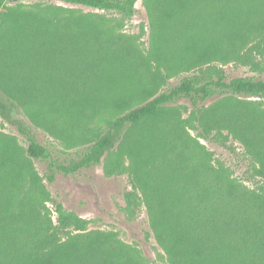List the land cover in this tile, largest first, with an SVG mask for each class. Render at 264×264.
<instances>
[{"label": "trees", "instance_id": "obj_1", "mask_svg": "<svg viewBox=\"0 0 264 264\" xmlns=\"http://www.w3.org/2000/svg\"><path fill=\"white\" fill-rule=\"evenodd\" d=\"M60 1L132 16L138 0ZM24 5L10 8L0 0V118L28 142L22 150L15 137L0 131V264H142L131 250L98 234L60 241L69 229L86 230L89 220L62 203L55 207L56 224L42 211L39 195L45 192L31 158L47 160L50 151L20 116L27 107L35 125L52 134L76 121L81 130L70 133L69 141L88 143L77 158L49 160L48 181L58 171L69 175L102 161L108 176L128 172L133 189L124 193L125 211L134 218L145 204L172 264H264V182L260 191L241 188L222 164H210L209 152L187 129H216L217 139L227 129L264 178V108L235 101L206 113L204 104L226 94L264 99V80L227 79L221 67H199L111 119L94 138L95 131L80 124L86 110L123 111L136 97L125 92L143 88L136 87L133 50L119 46L96 20L64 14L60 7L30 12ZM154 10V18L164 20L163 43L185 40L186 50L201 59L226 51L253 70L264 67V0H162ZM181 99L193 106L189 119L195 122L185 124L170 107Z\"/></svg>", "mask_w": 264, "mask_h": 264}, {"label": "rangeland", "instance_id": "obj_2", "mask_svg": "<svg viewBox=\"0 0 264 264\" xmlns=\"http://www.w3.org/2000/svg\"><path fill=\"white\" fill-rule=\"evenodd\" d=\"M158 1L162 0H138L132 16L74 5L60 0H5V5L12 8L24 2V10L30 12L47 9L53 11L60 7L64 14H73L76 17L85 16L90 20L98 21L100 26L108 28L119 46L133 50L138 66L135 72L136 87L143 88L125 92V95L134 94L136 97L123 111H114L107 106L101 107L96 114L91 109L86 110L85 119L80 124L85 125V131L90 129L95 131V138L106 130L111 119L178 84L183 77L197 73L208 66L223 68L227 79L253 76L264 80V67L260 70H253L250 64H244L236 58V55L226 53V51L215 52L211 57L201 59L198 54L186 50L185 40L170 45L163 43L162 35L165 28L162 22L164 20L162 21V17L159 20L154 18V13L158 14V11L154 10ZM3 10V8L0 9V11ZM169 22L172 24L174 21L170 19ZM246 47L247 45L241 51ZM257 59L260 60L261 57L257 56ZM235 101L251 102L264 108V99L226 94L216 95L204 102L206 113L209 109L221 108ZM170 107L181 112L183 118L188 120L185 124L195 122L194 118L189 119L194 108L187 99H181ZM30 111L31 107L21 108L20 116L31 126L36 140L50 151V158L47 160L31 158L33 168L42 178V188L45 192L39 195L40 199L45 201L41 207L42 211L47 217L50 216L53 224H56L55 207L57 203H62L66 210L75 211L89 220L86 230L69 229L61 233L60 241L88 238V235L98 234L101 239L105 238L112 244L122 245L125 250H131L142 264H172L168 254L156 240L145 204L138 207L134 218L129 217L125 211L124 193L133 189L132 179L128 172L108 176L105 174L102 161L100 164L69 175L58 171L55 180L48 181L46 174L49 160L63 163L71 158H77L88 143L81 140L69 141L70 133H79L81 130L77 131L76 121L72 120L68 124L61 125L60 132L52 134L44 125H35L29 117ZM195 124L199 125V123ZM189 127L190 125L187 129L193 140L200 142L209 152L208 161L213 167L217 168L219 164H222L241 188L260 191L264 178L255 174L254 160L227 129H222L223 136L217 139L214 136L216 129H213L211 133H206L202 127ZM0 131L15 137L22 150L27 148L26 138L2 118H0ZM199 158L197 155L196 159L199 160ZM29 185V182L25 184L26 187Z\"/></svg>", "mask_w": 264, "mask_h": 264}]
</instances>
